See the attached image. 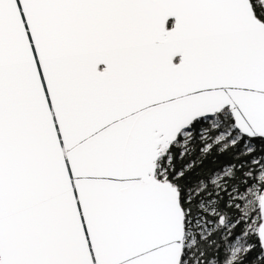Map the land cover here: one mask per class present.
I'll list each match as a JSON object with an SVG mask.
<instances>
[{
  "label": "snow or ice",
  "instance_id": "snow-or-ice-1",
  "mask_svg": "<svg viewBox=\"0 0 264 264\" xmlns=\"http://www.w3.org/2000/svg\"><path fill=\"white\" fill-rule=\"evenodd\" d=\"M0 264H264V0H0Z\"/></svg>",
  "mask_w": 264,
  "mask_h": 264
}]
</instances>
